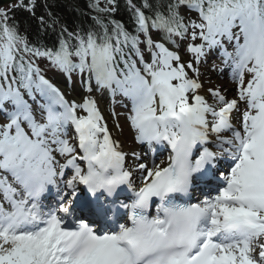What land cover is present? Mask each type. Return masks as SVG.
I'll list each match as a JSON object with an SVG mask.
<instances>
[{
  "label": "snow or ice",
  "instance_id": "obj_1",
  "mask_svg": "<svg viewBox=\"0 0 264 264\" xmlns=\"http://www.w3.org/2000/svg\"><path fill=\"white\" fill-rule=\"evenodd\" d=\"M88 7L69 30L47 0L0 5V264H264V0H125L132 31L119 0ZM205 68L230 69L234 93ZM105 93L130 103L137 147Z\"/></svg>",
  "mask_w": 264,
  "mask_h": 264
},
{
  "label": "trees",
  "instance_id": "obj_2",
  "mask_svg": "<svg viewBox=\"0 0 264 264\" xmlns=\"http://www.w3.org/2000/svg\"><path fill=\"white\" fill-rule=\"evenodd\" d=\"M89 2L90 0H47L48 10L61 24L66 25L69 30L74 28L87 29L93 25L92 16L94 13L88 7ZM41 15L48 19L47 12L43 6L36 9V17ZM36 17L30 16L26 12L16 13V19L20 23L21 30L26 31L28 38L32 42L40 40L51 46L56 40V33L51 30L47 32L41 31ZM113 18L122 21L128 30L132 31L133 24L125 7V0H119L118 11Z\"/></svg>",
  "mask_w": 264,
  "mask_h": 264
},
{
  "label": "rangeland",
  "instance_id": "obj_3",
  "mask_svg": "<svg viewBox=\"0 0 264 264\" xmlns=\"http://www.w3.org/2000/svg\"><path fill=\"white\" fill-rule=\"evenodd\" d=\"M211 64L212 63H210L209 66H211ZM217 65L220 66V64H217ZM46 72L47 73L50 72V74H53V75L57 76L58 78L63 79V81H64V78H63V75L62 74H60V73H58V72H56L54 70L53 71H50L48 69L46 70ZM212 73L214 74L215 72L210 71L209 68H205L204 69V81H205V84H207L206 86L217 87L216 81H221V77L220 76H217L216 75V77H213L214 78L213 79L214 81H212V78L209 77L212 83L210 85L207 83L208 82V79H209L207 76L208 75H211ZM75 87L77 88V90L81 91L79 82H78V84L75 85ZM105 100H107V102L110 104V102L108 101V98H106ZM125 101L123 100L124 103H125ZM124 103H121L120 104L118 101H116L115 104H119V111H121L120 114L118 115V119H119L121 125L123 126V133H122L123 136H121L120 138L121 139H126V143H127V139L130 142H133L132 141V135L133 134H132V131L128 128V125H127L126 121L124 120L125 115H127L128 111H129V107H123L122 106V104H124ZM101 104H103V103L101 102ZM113 106L114 105H108L107 106V108H109L108 109V113H110L112 111ZM114 107H116V109H117V105L114 106ZM108 117L112 120V118L110 117V115ZM120 138H118V139H120Z\"/></svg>",
  "mask_w": 264,
  "mask_h": 264
},
{
  "label": "bare ground",
  "instance_id": "obj_4",
  "mask_svg": "<svg viewBox=\"0 0 264 264\" xmlns=\"http://www.w3.org/2000/svg\"><path fill=\"white\" fill-rule=\"evenodd\" d=\"M194 14V13H193ZM185 58L187 59V57L185 56ZM212 76L213 77H215V73L213 74L212 73ZM208 77H210V76H208ZM59 79V78H58ZM213 79L214 78H212V81H213ZM218 85L221 87V86H226V87H228V88H230V90H224V89H222V88H220V89H222V90H224L225 92H226V94H228L229 96H231V94L233 93V92H231L233 89V86L231 85V83L230 82H227V81H220L219 83H218ZM79 91V90H78ZM82 91V90H81ZM102 100V102H103V106L104 107H107L108 106V103L102 98L101 99ZM106 109V108H105ZM107 111V110H106ZM108 123H109V126L111 127L112 125H111V123L108 121ZM121 136H123L122 134L121 135H119L118 136V138H120ZM119 140H121V141H123V144H124V146H125V148H128L127 147V143H126V140L125 139H119ZM125 151H128L127 149H124Z\"/></svg>",
  "mask_w": 264,
  "mask_h": 264
},
{
  "label": "water",
  "instance_id": "obj_5",
  "mask_svg": "<svg viewBox=\"0 0 264 264\" xmlns=\"http://www.w3.org/2000/svg\"><path fill=\"white\" fill-rule=\"evenodd\" d=\"M7 2V0H0V5H3Z\"/></svg>",
  "mask_w": 264,
  "mask_h": 264
}]
</instances>
